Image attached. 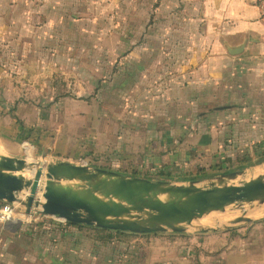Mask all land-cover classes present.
Listing matches in <instances>:
<instances>
[{"label":"rangeland","instance_id":"obj_1","mask_svg":"<svg viewBox=\"0 0 264 264\" xmlns=\"http://www.w3.org/2000/svg\"><path fill=\"white\" fill-rule=\"evenodd\" d=\"M198 23L197 10L183 8L181 0H0V110L5 109L0 118V138L17 148L7 155L36 162L48 148L50 160L71 158L79 160L77 165H87L84 161L93 155L108 161L113 171L172 182L161 179L163 166L158 168L155 157L162 161V156H180L184 138L212 139L213 135L210 112L179 103L181 67L188 63L190 73L200 67L207 68L208 73L205 64L209 62L214 77L221 75L223 79L228 72L222 52L214 51L208 40L213 37L210 25L200 29ZM175 78L178 84L173 86ZM15 108L17 118L9 117L7 114ZM18 120L35 129L29 141L22 137L18 141L7 139L8 128H16ZM123 126L125 153H118L111 144L104 148L96 144L99 137L93 131L118 135L117 129ZM105 139L107 143L113 141V137ZM209 146L205 144L202 152H208ZM132 149L142 158H129ZM202 152L195 150L188 155L193 160L191 167L204 168L212 176L202 183L204 188H212L213 180L227 173L245 171L227 186H240L257 179L259 172L264 173V164L242 165L239 161L240 166L227 167V156L211 158ZM234 157L241 156L236 153ZM124 158L126 163L132 160L128 168L118 163ZM174 165L172 169L178 173L192 171L183 161H175ZM225 210L203 218L219 219ZM252 224L186 233L191 236L173 242L158 238L160 235H148L119 250L114 264H216L212 256L228 244L234 233L244 235ZM37 226L40 231H52L51 222L21 225L16 228L22 233L18 242L26 247V236L34 237ZM44 245L36 241L33 254L45 250ZM97 247L80 237L73 260L66 253L61 257L48 253L55 264H97ZM38 260L49 264L41 257Z\"/></svg>","mask_w":264,"mask_h":264},{"label":"crops","instance_id":"obj_2","mask_svg":"<svg viewBox=\"0 0 264 264\" xmlns=\"http://www.w3.org/2000/svg\"><path fill=\"white\" fill-rule=\"evenodd\" d=\"M259 1L181 0L183 8L197 10L198 28L202 29V27L210 25L209 29L213 32V37L208 40L213 43L214 51L216 49V51L222 52L223 64H227L228 72L223 79L221 75L214 77L210 72L211 64L209 62L205 64L209 67L208 73H205L207 69L205 67H200L195 72L190 73L188 63L184 68L181 67L179 74L181 100H179V103L186 106V108L192 105L201 111L210 112L213 121V135L212 139L210 137L206 139L204 137L188 136L180 144L179 148L182 150L180 156H162V161L155 157V164L158 165V168L163 166L162 172L164 174H161L163 175L161 179L171 181L181 179L182 182L195 178L204 181L211 179L212 176L208 175L206 169L191 167L193 160L190 156L193 154L192 152L195 150L202 152L205 144H210V146L207 148L208 152L205 151L202 154H206L211 158L218 155V159L221 156H227L229 158L227 162L230 163L227 167H235L236 164L240 166L239 161L243 163L242 165L251 163L252 166H260L264 164V20L259 13ZM184 14L187 17L190 15L185 12ZM241 46H244V49L240 55L232 56L227 51V47L236 49ZM216 58V61L220 60L218 56ZM33 75L34 73L29 74V76ZM193 78L196 82H190ZM172 81H174L173 86L178 84L177 78ZM172 94L176 93L172 92ZM205 98L207 101L204 104ZM95 119L96 117L93 116V120ZM105 126L112 128V125L107 122ZM8 129V135L10 136L7 139L18 141L20 137L18 127L14 129L9 127ZM117 132L118 135L113 131H93L92 134L99 137L96 144L102 148L107 144H111L114 149L118 148V153L122 154L125 153L126 149L123 137L126 132L125 126L121 127V130L117 129ZM112 133L116 136H112ZM106 137H113V141L107 143ZM173 141L172 139L171 142ZM247 145H250L248 149ZM239 147L243 148L240 149ZM92 150L95 151V149ZM132 152L128 155L129 158L132 155L142 158L139 151L132 149ZM236 153L241 156L239 159L234 157ZM178 160L183 161L186 168L192 171L178 173L179 171L176 168L172 169L175 166L174 162ZM60 161L75 164L79 160L75 162L68 158L66 160L60 159ZM107 162L104 159L100 160L98 157L93 158V155H90V158L84 161L85 164L93 168L111 167ZM129 162L126 163L125 158L118 161V163H122L124 168H128ZM168 163L170 165H167ZM222 165H226V162H223ZM2 203L0 201V207ZM49 222L52 224V231H40L41 227L37 226L34 237L31 238V235L26 236L28 240L26 247H24V243L18 242V238L22 236V233L20 231L12 233L0 249V264H41L38 260L40 257L43 258L44 262L52 264V254L61 257V254L65 255V253L69 255L70 260H73L75 243L80 237L88 245L99 246L95 252V260L99 262L97 264L104 261H107V264H114V260L119 255V250H124L132 246L137 240L149 235H137L139 237L135 241L123 248L118 243L107 244L96 241L95 238L89 237L88 232L82 228L75 225L69 226L67 222L51 220ZM234 230H232L233 233ZM183 236L191 235L165 234L160 235L158 238H167L173 242L175 238H184ZM36 241L37 243L43 242L45 250L38 249L35 256L33 246ZM48 251H52V254H49ZM216 254V256H212V260L216 264H264V218L253 223L244 235L234 233L229 238L228 244L223 246ZM68 263L70 262L68 261Z\"/></svg>","mask_w":264,"mask_h":264},{"label":"water","instance_id":"obj_3","mask_svg":"<svg viewBox=\"0 0 264 264\" xmlns=\"http://www.w3.org/2000/svg\"><path fill=\"white\" fill-rule=\"evenodd\" d=\"M243 49L244 46L227 47L232 56L240 55ZM50 157L48 148L43 149L36 162L0 154V201L18 204L29 215L58 217L75 226L135 235L186 234L180 227L183 223L224 209L226 213L234 205L241 212L244 206L264 204L263 172L240 186L227 183L244 176L245 171L227 173L213 180L212 188H204V180L153 181L68 161H52ZM26 172H34V177H24L22 173ZM110 189L119 203L92 197H107ZM129 192L153 196L159 203H133L127 197ZM251 212L241 213L228 226L257 222L248 219Z\"/></svg>","mask_w":264,"mask_h":264},{"label":"bare ground","instance_id":"obj_4","mask_svg":"<svg viewBox=\"0 0 264 264\" xmlns=\"http://www.w3.org/2000/svg\"><path fill=\"white\" fill-rule=\"evenodd\" d=\"M16 145L12 146L11 144H8L5 141H2L0 139V154L7 155L14 153L16 151ZM27 156H31L30 149H26ZM28 161V160H27ZM24 177L32 179L34 177V172H26L22 173ZM108 181V179H106ZM111 193L107 197H101V196H92L96 200H103V201H109L114 203H119L116 194L113 192V189H110ZM128 199L136 204H149L152 206L158 205V200L150 195H143V194H137L134 192L127 193ZM250 215L248 216V219L250 221H258L260 219L264 218V204L256 203L252 204L251 206H244L242 211H238L236 206H230L228 211L220 216L219 219H209V218H200L193 222H187L180 225L181 228H183L185 231H187L190 234H197V233H204V232H210L211 230H215L216 228L225 227L230 225L231 222L235 221V218H237L241 213L244 212H250ZM209 219V220H208Z\"/></svg>","mask_w":264,"mask_h":264},{"label":"trees","instance_id":"obj_5","mask_svg":"<svg viewBox=\"0 0 264 264\" xmlns=\"http://www.w3.org/2000/svg\"><path fill=\"white\" fill-rule=\"evenodd\" d=\"M16 108L13 110H10V112L7 114L9 117H13V118H17V112H16ZM5 113V109L1 108L0 110V118L4 115ZM17 125L19 126V130H20V137H22L24 140H28L31 138V134L35 132V129L32 131V129H29L25 126V124L18 120L17 121ZM17 126V127H18ZM1 133V132H0ZM24 135V136H23ZM25 135H28L27 137H25ZM0 137L3 138V135L0 134ZM260 164V163H258ZM111 167H101L100 169H105V170H111ZM172 181H181V179H176V180H172ZM191 181H203V179H198L195 178L193 180L190 181H183V182H191ZM67 225L69 226H73L71 223H67ZM79 228H82L83 230H85L86 232H88V236L95 238L96 241L102 242V243H107V244H115L118 243L119 245H122L123 248H125L126 246H128L129 244H131L133 241L136 240L137 235L135 234H128V233H122V232H113V231H109V230H104V229H97L95 227H90V226H83V225H78ZM20 230H12V231H7L5 234V239L7 241V238L10 237V235L12 233H18ZM180 235H183L181 233H177ZM117 244V245H118ZM118 245V246H119ZM120 247V246H119Z\"/></svg>","mask_w":264,"mask_h":264},{"label":"built area","instance_id":"obj_6","mask_svg":"<svg viewBox=\"0 0 264 264\" xmlns=\"http://www.w3.org/2000/svg\"><path fill=\"white\" fill-rule=\"evenodd\" d=\"M259 13L264 20V0L258 3ZM64 222L58 217H49L38 214H26L18 204H8L3 202L0 207V249L5 244V234L7 231H12L21 225H28L32 222L42 223L49 221Z\"/></svg>","mask_w":264,"mask_h":264}]
</instances>
